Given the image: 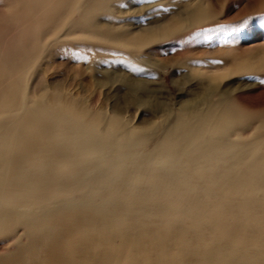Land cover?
Returning a JSON list of instances; mask_svg holds the SVG:
<instances>
[{"label":"bare ground","instance_id":"1","mask_svg":"<svg viewBox=\"0 0 264 264\" xmlns=\"http://www.w3.org/2000/svg\"><path fill=\"white\" fill-rule=\"evenodd\" d=\"M9 83L4 75L0 233L12 223L22 227L27 242L16 254L0 257V264H264V251L248 244L260 238L264 249V221L258 218L264 203L253 200L264 197L258 148L220 145L208 136L205 120L139 158L145 136L103 135L97 121L86 122L69 108L17 101ZM235 124L231 112L217 122L223 134ZM245 223H256L250 234ZM215 227L226 237L215 238ZM235 243L242 250H232ZM148 245L158 250L156 260L140 255Z\"/></svg>","mask_w":264,"mask_h":264},{"label":"rangeland","instance_id":"2","mask_svg":"<svg viewBox=\"0 0 264 264\" xmlns=\"http://www.w3.org/2000/svg\"><path fill=\"white\" fill-rule=\"evenodd\" d=\"M4 75L17 101L69 108L117 140L145 136L139 158L205 120L220 145L258 148L264 158V0H0V81ZM224 112L236 121L226 134L217 125ZM13 226L0 233V257L27 242ZM153 247L140 255L156 260Z\"/></svg>","mask_w":264,"mask_h":264}]
</instances>
